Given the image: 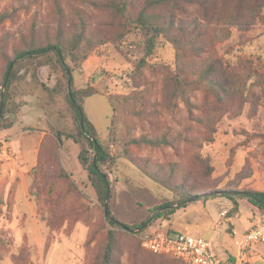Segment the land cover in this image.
Segmentation results:
<instances>
[{
    "label": "rangeland",
    "instance_id": "1",
    "mask_svg": "<svg viewBox=\"0 0 264 264\" xmlns=\"http://www.w3.org/2000/svg\"><path fill=\"white\" fill-rule=\"evenodd\" d=\"M55 3L62 10L65 33L74 20L70 5L86 9L87 28L94 36L99 32L112 34L118 26L109 9L92 7L82 0H0V12L14 7L9 17L0 20V40H9V52L12 42L22 48L17 37L22 34L26 40L29 38L28 26L32 20L37 21V37L41 38L45 31L54 33L58 24ZM185 9L187 12L192 10L190 7ZM177 15L186 16L183 13ZM228 28L226 39L207 44L201 53V56L211 53L218 61V77L226 95L222 94L221 101L216 102L212 94L200 87L192 88L189 93L194 104L193 114H210L218 118L213 124L212 140L203 142L199 148L184 138L204 136L205 127L188 120V112L180 101H177L175 116L168 110L166 97L170 85L166 78L175 66L171 43L159 38L153 54L147 57L146 65L140 71L135 66L143 55V40L134 32L125 37L121 51L105 43L94 45L82 62L65 61L67 68L72 67L70 74L75 88L92 85L98 91L85 98L83 108L96 129L98 141L114 157L102 167L109 178L110 216L130 230L107 222L104 206L98 199L86 165L79 158L82 144L64 135L59 139L54 134L57 130L75 131L64 93L50 94L32 80L31 66L19 71L23 78L14 81L12 98L20 103L19 121L15 124L21 133L20 139L13 145L7 129H0V233L7 238L6 243L0 242V264H87L97 258L106 229L116 234L113 264H183L174 258L152 255L137 241L146 231L162 228L163 222L168 221L155 216L162 212L161 206L172 195L148 178L136 163L124 157L125 149L113 141L111 128L118 127L124 117V106L117 97L129 93L134 86L148 88L140 114L134 121V134L158 137L167 132L177 149L176 152L171 146L129 145L127 150L136 162L147 160L165 165L178 161L200 178L191 158L198 151L209 159L212 167L209 180L205 181L201 191L213 188L231 192L264 191V8L250 22ZM3 67L4 60L0 56V78ZM36 74L48 89L53 88L56 77L62 75L61 69L51 71L48 65L37 67ZM21 115H25L28 124H22ZM42 139L43 142L46 140L39 155L42 165L41 169L35 170ZM24 144L30 146L22 153ZM84 154L90 159L93 151L88 148ZM58 164L73 180L75 190L68 194H65L66 185L55 179ZM51 182L55 184L54 195L58 194L59 198L51 204L44 198L46 205L38 207L37 192L42 197ZM234 197L238 211L231 216H219L221 210L227 211L226 202L232 204L224 196L186 204V210L207 209L212 219L206 231L196 229L189 233L216 244L220 241L218 234L228 240L233 238V231L244 232L249 219L256 218L261 210L246 198L236 194ZM193 216L195 214L190 213V217ZM144 221L146 223L138 230L142 225L137 224ZM240 224L242 230L238 231ZM90 235L92 239L87 241ZM248 256V264H264V246L252 249Z\"/></svg>",
    "mask_w": 264,
    "mask_h": 264
},
{
    "label": "trees",
    "instance_id": "2",
    "mask_svg": "<svg viewBox=\"0 0 264 264\" xmlns=\"http://www.w3.org/2000/svg\"><path fill=\"white\" fill-rule=\"evenodd\" d=\"M82 1L92 7L109 9L112 20H116L118 23L115 31L112 34L99 32L94 36V33L87 28L86 18L88 14L86 9L70 5L74 20L71 22L69 31L65 33L62 26V10L59 4L55 3L58 24L53 34L45 31L41 38L37 37L35 35L37 21L32 20L28 26L30 31L29 38L26 40L22 34L17 37L18 41L22 43V48L17 47V44L12 42L10 47L11 54H9L7 47L9 40L5 38L0 40V56L4 60L3 72L0 78V87L4 84L2 102L0 103V129H9L19 121L20 103L15 102L12 98L13 83L23 78V75L19 74L23 67L26 69L29 66L33 67L30 73L32 80L38 82L50 94L58 95L61 92L64 93L66 104L75 123V131L62 132L57 130L54 134L59 139L64 135L67 138H71L74 142L82 144V150L79 155L80 161L83 165H86L98 199L104 206L109 178L102 171V167L113 161L114 157L109 155L104 146L98 141L96 129L83 108L85 98L96 94L98 91L92 85L75 88L70 74L72 67L68 66L66 69L65 61L82 62L89 55L94 45L105 43H109L117 48L118 51H121L120 45L125 37L129 33L134 32L139 34L143 40V55L138 59L135 66L136 70L140 71L146 65L147 57L153 54L159 38L171 43L175 51V66L166 78V82L170 85L166 97L168 110L171 116H175L178 112L177 101H180L188 112V120L205 127L204 136L191 135L184 138L185 141L199 148L203 142L212 140L213 124L218 118L215 119L210 114H193L191 108L194 104L189 94L191 89L202 88L207 93L212 94L216 102L221 101L222 94L226 95L222 85L223 82L218 77V61L211 53L207 56H201V53L205 51L207 44L213 45L226 39L229 35V25L242 26L245 22H250V19L264 8V0H139L138 3L136 2L137 0ZM185 7H190L192 10L187 12ZM12 11L14 12V7L10 8V10L5 8L0 12V20L9 17ZM173 11L176 12L173 13ZM177 13H183L186 16L182 18ZM41 65H48L51 71L56 68L61 69L62 75L61 77H56L55 84L51 89L46 88L37 77L36 69ZM68 78L70 83L69 92L67 87ZM146 92H148L146 86L142 88L134 86L129 93L117 97L124 106V117L118 127L111 128V134L115 144L125 149L124 157L136 163L140 170L152 181L171 192L172 197L161 206L163 210L155 218L162 217L165 220H169L170 215L176 209L196 200H204L216 196H224L231 200L232 205L225 212V214L231 216L238 211L235 194L238 197L246 198L251 204L264 211V191L245 189L231 192L214 188L201 191L200 189L205 187V181L209 180L212 167L209 159L206 156H202L198 151L194 152L191 158L196 164V170L200 174V178L195 177L191 169L185 168L178 161H171L165 165L150 163L147 160L136 162L127 150L129 145H147L158 148L171 146L177 152L167 132L158 137H150L147 134H134V121L140 114V108L144 104ZM7 114L8 116H6ZM188 127L191 128V124ZM89 135L94 138L91 139ZM45 141L43 142L42 139L40 143L38 159L34 166L35 170L41 169L42 164L39 155L45 146ZM88 148L93 151L90 159L84 154ZM119 156L120 154L117 157ZM100 172L104 174L105 178L102 177ZM55 179L62 181L66 185L65 194L75 190L73 180L60 164H58ZM54 193V182L48 184L42 197L37 192L35 201L38 207L46 205L44 198L49 199L50 204L55 202L59 195H54ZM107 215V222L110 225L114 226L117 224L114 221L115 219L110 216L109 208L107 209ZM145 223L146 221L141 222L137 226ZM162 229L166 228L163 227ZM141 238L142 236L137 238L140 245ZM5 239L7 238L0 233V242L6 243ZM91 239L92 235L88 236L87 241ZM115 244V232L111 229H106L104 243L97 258L87 264H113ZM257 246L261 245H256L253 249ZM142 249L152 255L170 257L151 252L144 247ZM229 256L227 255V257ZM174 259L180 261L177 258Z\"/></svg>",
    "mask_w": 264,
    "mask_h": 264
},
{
    "label": "built area",
    "instance_id": "3",
    "mask_svg": "<svg viewBox=\"0 0 264 264\" xmlns=\"http://www.w3.org/2000/svg\"><path fill=\"white\" fill-rule=\"evenodd\" d=\"M163 228V227H162ZM146 231L141 238L145 249L179 259L183 264H248L249 252L264 246V211L248 221L244 232L234 236L235 251L229 257L218 253L212 241L188 232L167 229Z\"/></svg>",
    "mask_w": 264,
    "mask_h": 264
},
{
    "label": "crops",
    "instance_id": "4",
    "mask_svg": "<svg viewBox=\"0 0 264 264\" xmlns=\"http://www.w3.org/2000/svg\"><path fill=\"white\" fill-rule=\"evenodd\" d=\"M20 121H22V124H24V125L28 124V122L25 118V115L20 116ZM15 124L11 128L7 129V133L12 138L11 143L13 145H15V143L20 139V134H21L18 132L17 125H15ZM42 133H43V131H42ZM29 146H30L29 144L22 145L21 146L22 153H24L29 148ZM213 199H214V197H213ZM225 204L228 206V208H230L232 205V204H230L229 201L226 202ZM187 206L188 205H186L185 207H182L181 209L176 210L175 215L173 216L172 220L164 221L163 224L161 225V227H165L166 229L172 230V231H180V232H188V233L193 231V230H196V229H200L201 231H206L208 228H210L209 222L212 219H211V215L207 209L202 208L200 210H198V209L186 210ZM202 206L204 207V203H202ZM228 208H227V210H228ZM179 211H181L182 213ZM190 213H194L195 216H193V218L190 217ZM224 214H225V212L221 210L219 216L224 215ZM186 217H189V218H186ZM228 219H230V217H228L227 220ZM247 220H248V218H247ZM239 226H241L240 227L241 229H238V231L242 230V224H240ZM247 226H248V222L246 223V228H247ZM214 230H216L215 224H214ZM233 232H236V231H233ZM218 236L220 238L219 243L218 242L216 244L214 243L217 252L222 254V255L223 254L232 255L235 251V243L233 241L234 236H232L233 238H229L228 240L223 239V237L220 236V234H218ZM223 256H225V255H223Z\"/></svg>",
    "mask_w": 264,
    "mask_h": 264
},
{
    "label": "water",
    "instance_id": "5",
    "mask_svg": "<svg viewBox=\"0 0 264 264\" xmlns=\"http://www.w3.org/2000/svg\"><path fill=\"white\" fill-rule=\"evenodd\" d=\"M66 69H67V67H65ZM67 87H68V92H69V90H70V83H69V78L67 79ZM2 90H1V94H0V103L2 102V93H3V88H4V84L2 85ZM89 137L91 138V139H93L94 137L92 136V135H89ZM94 157H95V152H94ZM101 174H102V177L103 178H105L104 177V174L102 173V172H100ZM108 198H109V187H107L106 188V193H105V200H104V212H105V214H106V216H108L107 215V209H108ZM114 220V219H113ZM115 221V223H117L120 227H122V228H124V229H126V230H130V228L128 227V226H126L124 223H122V222H120V221H117V220H114ZM143 227V225L142 226H140L139 228H138V230H140L141 228Z\"/></svg>",
    "mask_w": 264,
    "mask_h": 264
}]
</instances>
